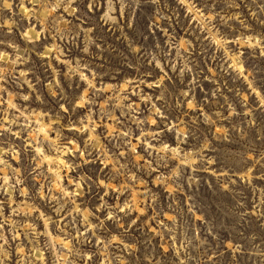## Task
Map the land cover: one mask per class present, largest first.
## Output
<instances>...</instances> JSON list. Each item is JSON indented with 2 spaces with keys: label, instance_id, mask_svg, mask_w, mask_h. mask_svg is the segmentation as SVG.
<instances>
[{
  "label": "rangeland",
  "instance_id": "rangeland-1",
  "mask_svg": "<svg viewBox=\"0 0 264 264\" xmlns=\"http://www.w3.org/2000/svg\"><path fill=\"white\" fill-rule=\"evenodd\" d=\"M0 264H264V0H0Z\"/></svg>",
  "mask_w": 264,
  "mask_h": 264
}]
</instances>
